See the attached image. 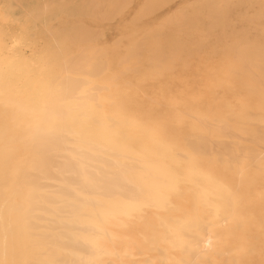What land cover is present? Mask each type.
<instances>
[{
    "label": "bare ground",
    "instance_id": "1",
    "mask_svg": "<svg viewBox=\"0 0 264 264\" xmlns=\"http://www.w3.org/2000/svg\"><path fill=\"white\" fill-rule=\"evenodd\" d=\"M28 1L0 0V264H264V0Z\"/></svg>",
    "mask_w": 264,
    "mask_h": 264
},
{
    "label": "rangeland",
    "instance_id": "2",
    "mask_svg": "<svg viewBox=\"0 0 264 264\" xmlns=\"http://www.w3.org/2000/svg\"><path fill=\"white\" fill-rule=\"evenodd\" d=\"M53 1L55 4L59 2V0H53ZM35 4H36L35 0H30V1L26 2L25 5H26V8L28 9L30 7L32 8L33 6H35ZM17 12L21 13V10H18ZM118 25H120V24L117 22L116 23H110V24L103 23L99 27H96L95 30L97 32H100V33L106 35V36H111V34L115 33V29L117 28Z\"/></svg>",
    "mask_w": 264,
    "mask_h": 264
}]
</instances>
